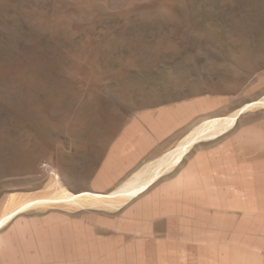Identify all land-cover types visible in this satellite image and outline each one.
<instances>
[{"label": "rangeland", "instance_id": "obj_1", "mask_svg": "<svg viewBox=\"0 0 264 264\" xmlns=\"http://www.w3.org/2000/svg\"><path fill=\"white\" fill-rule=\"evenodd\" d=\"M263 96L264 0H0V200L109 192ZM0 264H264V106L114 210L17 216Z\"/></svg>", "mask_w": 264, "mask_h": 264}, {"label": "bare ground", "instance_id": "obj_2", "mask_svg": "<svg viewBox=\"0 0 264 264\" xmlns=\"http://www.w3.org/2000/svg\"><path fill=\"white\" fill-rule=\"evenodd\" d=\"M263 106L264 96L235 108L227 115L206 119L184 136L174 148L140 168L119 187L109 192H72L56 175L50 177L44 189L38 193H10L0 200V231L17 216L32 209L62 206L114 210L144 193L157 179L176 166L197 142L215 138L231 129L242 113Z\"/></svg>", "mask_w": 264, "mask_h": 264}]
</instances>
